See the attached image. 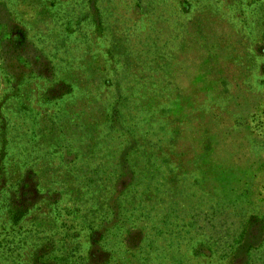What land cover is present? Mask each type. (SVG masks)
<instances>
[{
  "label": "rangeland",
  "instance_id": "obj_1",
  "mask_svg": "<svg viewBox=\"0 0 264 264\" xmlns=\"http://www.w3.org/2000/svg\"><path fill=\"white\" fill-rule=\"evenodd\" d=\"M0 264H264V0H0Z\"/></svg>",
  "mask_w": 264,
  "mask_h": 264
}]
</instances>
